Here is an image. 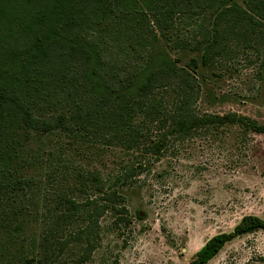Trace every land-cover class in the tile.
<instances>
[{
    "label": "trees",
    "instance_id": "16d2710c",
    "mask_svg": "<svg viewBox=\"0 0 264 264\" xmlns=\"http://www.w3.org/2000/svg\"><path fill=\"white\" fill-rule=\"evenodd\" d=\"M161 41L201 58L182 64ZM250 50L264 67V0H0V255L24 234L25 203L42 189L35 171L48 164L51 185L71 173L63 150L47 146L51 135L158 156L177 141L229 125L264 133V123L249 116L197 106L199 68L233 71ZM130 172L107 185L98 172L77 171L83 178L77 192L88 197L59 196L55 228L31 237L40 260L59 257L75 240L85 261L106 214L115 227L128 226ZM76 220L87 223L73 231ZM259 229L263 218L244 216L232 231L209 239L191 264H207L228 242ZM27 246H18L25 264Z\"/></svg>",
    "mask_w": 264,
    "mask_h": 264
},
{
    "label": "rangeland",
    "instance_id": "374dc122",
    "mask_svg": "<svg viewBox=\"0 0 264 264\" xmlns=\"http://www.w3.org/2000/svg\"><path fill=\"white\" fill-rule=\"evenodd\" d=\"M161 45L182 64L193 56L201 58V53L171 50L163 41ZM239 58L233 71L216 73L211 66L199 68L202 88L198 109L237 112L264 123V67L252 50ZM46 144L54 151L63 150L71 173L68 179L51 185L48 164L35 171L42 189L25 203L28 219L24 234L19 232L10 253L0 255V264H25L18 254L23 242L28 245L23 253L29 259L27 264H191L209 239L232 231L244 216L264 219V133H247L240 126L229 125L177 141L158 156L80 144L66 135H51ZM126 167L131 170L124 186L129 225L120 222L117 228L113 216L106 214L100 219L101 238L85 261L79 260L82 243L75 240L59 257L54 254L40 260V247L33 250L31 237L41 238L55 228L59 198L72 194H78L80 200L88 197L86 192H77L78 180L83 178L76 172L84 176L98 172L109 185ZM86 223L76 220L71 230ZM68 232H60V238L70 236L72 231ZM207 264H264V229L228 242Z\"/></svg>",
    "mask_w": 264,
    "mask_h": 264
}]
</instances>
